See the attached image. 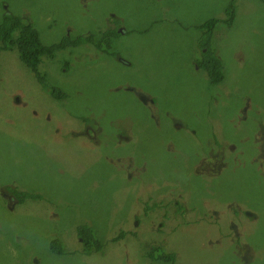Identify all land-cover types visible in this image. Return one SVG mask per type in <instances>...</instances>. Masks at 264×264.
I'll return each instance as SVG.
<instances>
[{
	"label": "rangeland",
	"instance_id": "374dc122",
	"mask_svg": "<svg viewBox=\"0 0 264 264\" xmlns=\"http://www.w3.org/2000/svg\"><path fill=\"white\" fill-rule=\"evenodd\" d=\"M5 13L29 19L45 44L66 33L82 44L43 59L49 91L17 51L0 54V264H168L163 252L176 264H264V168L253 161L264 0H0V27ZM213 20L209 38L197 26ZM111 24L115 55L83 44ZM203 42L222 62L219 85L197 67ZM95 122L107 132L99 144L85 133ZM220 140L239 151L206 179L197 163ZM140 145L148 170L122 168ZM12 187L33 202L17 205ZM80 225L102 253L81 252ZM56 239L66 255L52 252Z\"/></svg>",
	"mask_w": 264,
	"mask_h": 264
},
{
	"label": "trees",
	"instance_id": "16d2710c",
	"mask_svg": "<svg viewBox=\"0 0 264 264\" xmlns=\"http://www.w3.org/2000/svg\"><path fill=\"white\" fill-rule=\"evenodd\" d=\"M230 10H233V7H231ZM5 14L6 15L4 16V23L0 27V39L4 44H0V54L4 49L17 51L19 53L20 60L35 74L40 84L49 91L51 88H49L48 86V78L44 73L40 71L42 63L43 65L46 63V61H43V59L45 57H48L52 60L60 52L65 55V50H67V48H78L82 43L80 44L73 41L71 36L66 33L59 39H56L54 42L45 44L41 39L39 31L35 28V26L29 19L25 17H23V19H20L16 16L9 15V13ZM231 19L233 20V18ZM215 23V20L209 21L206 24L197 26V29L201 30L207 37L211 38L213 29H210V27H212ZM16 30H19L20 34H17L16 39H13V33ZM50 31L52 30L50 29ZM118 35L120 34L117 33L113 28H108L99 32H90L85 35V38H83V44H89V46L93 47L96 51L115 55L114 53H110L113 52L111 42L115 40ZM202 45L204 47H201L200 52L203 56L198 57L197 67L201 70H204L209 75L210 81L213 84L219 85L224 79L222 62L219 60L218 56L215 55V52L208 42H203ZM203 48L205 49L204 54L202 52ZM204 56H206V60L204 59ZM62 61L63 63H65V59H63ZM66 66H68L67 63ZM52 91L55 90L52 89ZM128 128H130L129 125H119V130H121L123 133L127 132ZM106 136L107 132L104 129L103 138H105ZM120 137L124 138V136L122 135ZM119 144H121V142ZM139 147L144 148L141 145ZM175 147L179 151L176 143ZM175 155L176 153L172 154V156ZM143 158H145V155L143 156ZM10 190L14 194L13 197L16 199L17 205L25 204L29 201L33 202V197L29 193L20 192L17 188L14 187L10 188ZM8 198L9 197H7V199ZM7 199L6 202L8 203ZM90 231L91 230L88 225H80L78 227V237L83 241L84 244V251L81 252L86 256L100 254L102 253L104 247V244L101 240L95 241L93 239L94 237L90 236ZM120 233V240H122L126 234H129L131 232L120 230ZM51 250L56 255H66L65 246L60 239H56L51 243ZM162 254H164V252ZM161 259L165 262H173L175 260V256L172 254H164Z\"/></svg>",
	"mask_w": 264,
	"mask_h": 264
},
{
	"label": "flooded vegetation",
	"instance_id": "af4514ba",
	"mask_svg": "<svg viewBox=\"0 0 264 264\" xmlns=\"http://www.w3.org/2000/svg\"><path fill=\"white\" fill-rule=\"evenodd\" d=\"M111 28L115 29L114 24H111ZM89 45V44H87ZM95 125V126H94ZM94 125L87 127L85 133L92 139L94 144H99L104 135V126H99L98 122ZM170 142L167 141L166 144ZM255 142L257 144L258 152H262L261 160H256L254 163L257 164L258 169L264 168V125L260 127L257 136H255ZM167 150V149H166ZM216 157L205 159L204 156L200 157L198 166H201L199 175L206 176V179L217 177L225 168L231 164V157L237 155L239 149L235 144H224L221 140L215 144L214 147ZM145 155V148L136 150L135 156L130 153H126L118 158V162L122 165V168L126 170H132L135 168L139 172H146L148 170V163L143 156ZM161 202H165L161 200ZM139 218H145V216H139Z\"/></svg>",
	"mask_w": 264,
	"mask_h": 264
},
{
	"label": "clouds",
	"instance_id": "9594fccd",
	"mask_svg": "<svg viewBox=\"0 0 264 264\" xmlns=\"http://www.w3.org/2000/svg\"><path fill=\"white\" fill-rule=\"evenodd\" d=\"M109 28H111V27H109ZM106 29H108V28H106ZM105 29V30H106ZM99 32V31H98ZM87 33H90V32H87ZM86 35V34H85ZM147 99H149V97H147ZM150 100V99H149ZM151 101V103H152V100H150ZM171 141L170 142H168L167 144H166V149H167V152L170 154V155H172L173 153H176V151H175V148H173L171 145ZM261 157H262V155L261 156H255V158H254V160L253 161H256V160H261ZM144 190L146 191V192H148L149 193V196H148V198L149 199H152L153 197H152V193H153V191H152V189L150 188V185H146L145 187H144ZM25 193H28V192H25ZM157 197V201H158V204H159V199H158V195L156 196ZM15 199V198H14ZM8 200V199H7ZM161 200H164L165 202H166V200L162 197V198H160V201ZM9 201L10 200H8V204H9ZM174 202H178L177 201V199H175L174 201H173V203ZM180 208H181V205H179L178 206V208H177V210H176V213L177 214H180V215H182L183 213L180 211ZM149 213H150V210H149V208L147 207V205H146V201L145 200H143V202H142V211L140 212V213H138V217L139 216H145V218L149 215ZM250 213H248L247 212V216L249 217V216H251L252 214H250ZM237 231V230H236ZM164 254H168V253H165L164 252ZM164 254H161V256H160V259H161V257L164 255ZM169 254H172V255H174L175 256V260L172 262H166V263H168V264H176L177 263V257H176V255L175 254H173V253H169ZM162 260V259H161ZM163 261V260H162ZM165 262V261H164Z\"/></svg>",
	"mask_w": 264,
	"mask_h": 264
},
{
	"label": "bare ground",
	"instance_id": "6f19581e",
	"mask_svg": "<svg viewBox=\"0 0 264 264\" xmlns=\"http://www.w3.org/2000/svg\"><path fill=\"white\" fill-rule=\"evenodd\" d=\"M171 142H173V141H171ZM173 143H175V142H173ZM178 152H179V151L176 152V155L178 154Z\"/></svg>",
	"mask_w": 264,
	"mask_h": 264
},
{
	"label": "water",
	"instance_id": "95a60500",
	"mask_svg": "<svg viewBox=\"0 0 264 264\" xmlns=\"http://www.w3.org/2000/svg\"><path fill=\"white\" fill-rule=\"evenodd\" d=\"M250 215V214H249Z\"/></svg>",
	"mask_w": 264,
	"mask_h": 264
}]
</instances>
